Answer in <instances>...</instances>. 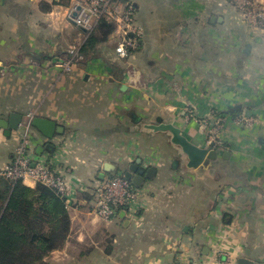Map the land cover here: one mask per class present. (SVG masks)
<instances>
[{
  "label": "crops",
  "instance_id": "crops-1",
  "mask_svg": "<svg viewBox=\"0 0 264 264\" xmlns=\"http://www.w3.org/2000/svg\"><path fill=\"white\" fill-rule=\"evenodd\" d=\"M128 1L143 30L140 47L119 58L113 26L92 60L65 73L59 62L85 36L64 21L63 1L0 0V121L31 114L63 129L48 140L32 128L33 157L70 190L69 235L45 263L216 264L220 251L229 264H264V30H245L230 0ZM213 16L221 22L210 24ZM235 106L250 125L225 115ZM216 115L224 117L218 158L197 169L166 133L144 128L160 119L207 148ZM131 119L148 132L132 134L143 135L136 143ZM20 130L6 136L0 128V167ZM137 159L155 173L135 187L136 216L119 212L111 232L95 215L92 190Z\"/></svg>",
  "mask_w": 264,
  "mask_h": 264
},
{
  "label": "built area",
  "instance_id": "built-area-1",
  "mask_svg": "<svg viewBox=\"0 0 264 264\" xmlns=\"http://www.w3.org/2000/svg\"><path fill=\"white\" fill-rule=\"evenodd\" d=\"M54 3L56 0H49ZM76 4L67 11L66 21L75 25L84 34L92 32L96 24L104 20L112 24L117 31L119 41L116 53L119 58H125L130 52L137 50L143 40V30L136 22V7L122 0H72ZM242 22L250 27L264 30L263 0H232ZM122 2V3H120ZM79 59L82 56L79 55ZM73 59L63 64V70L68 72ZM31 116V114H30ZM238 125H250L251 117L240 116L234 120ZM224 117H217L215 124L220 128ZM18 143L12 153L10 162L0 167V178L10 182L30 181L51 189L64 200L66 208L70 206V190L64 177L55 173L44 159H35L31 152L33 135L31 127L22 128ZM214 126L208 129V135H215ZM214 138V136L212 137ZM218 147V141H208V145ZM95 204V215L103 221H110L119 212L129 217H135L137 209L136 188L123 175L103 179L92 190ZM216 264H229L230 259L220 251L215 256Z\"/></svg>",
  "mask_w": 264,
  "mask_h": 264
},
{
  "label": "trees",
  "instance_id": "trees-1",
  "mask_svg": "<svg viewBox=\"0 0 264 264\" xmlns=\"http://www.w3.org/2000/svg\"><path fill=\"white\" fill-rule=\"evenodd\" d=\"M61 1L66 5L69 0ZM112 31V24L99 21L79 48L83 60ZM242 114L241 106L225 112L231 120ZM69 228L65 202L51 189L0 178V264H46L45 258L64 245Z\"/></svg>",
  "mask_w": 264,
  "mask_h": 264
},
{
  "label": "water",
  "instance_id": "water-1",
  "mask_svg": "<svg viewBox=\"0 0 264 264\" xmlns=\"http://www.w3.org/2000/svg\"><path fill=\"white\" fill-rule=\"evenodd\" d=\"M215 22H221L220 18L215 16L210 18L209 23L214 24ZM251 45L247 44L244 49V54H249ZM25 127H31L38 131L44 139H52L55 134H61L63 129L56 125L55 122L30 115L21 116L18 114H11L7 121H0V128L8 136L11 131H16ZM146 130L154 133H166L169 136L170 143L178 147L182 154L186 157L187 163L186 167L188 169H197L206 162H214L218 158L217 150L211 144L207 148H201L194 145L189 141L183 134L182 131L172 124H165L160 119L156 120V124H146L144 125ZM49 148V145H47ZM43 147H38L36 153L40 155ZM229 153L225 152L222 156L224 160H227ZM141 160L137 159L133 164L129 166L127 171L124 173L125 179L130 181L134 187H141L145 179H151L155 173L153 169L143 170L140 168ZM237 264H252L247 258H240L236 262Z\"/></svg>",
  "mask_w": 264,
  "mask_h": 264
},
{
  "label": "rangeland",
  "instance_id": "rangeland-1",
  "mask_svg": "<svg viewBox=\"0 0 264 264\" xmlns=\"http://www.w3.org/2000/svg\"><path fill=\"white\" fill-rule=\"evenodd\" d=\"M255 1V0H254ZM259 1V0H258ZM122 2L123 3H131V4H133V5H135L134 4V2L132 3V2H130V1H128V0H122ZM122 2H120V3H122ZM230 2H231V6L233 7V9H234V11H235V14H236V17H237V19H238V21L240 22V21H242V19L240 18V16H239V13H238V11H237V9H236V7H235V5H234V1H232V0H230ZM76 4V2L75 1H72V0H69L68 1V4L65 6H62V7H64V13H65V17H64V21L68 24V25H72V24H70V23H68L67 21H66V14H67V11L68 10H70L74 5ZM60 6V5H59ZM137 10V9H136ZM73 26H75V25H73ZM245 30H250V29H252V30H260V29H258V28H255V27H250V26H248V25H246L245 23H243V26H242ZM77 28V27H76ZM82 32V31H81ZM83 33V32H82ZM115 33L117 34V31L115 30ZM81 35H83V36H85L86 34H81ZM118 35V34H117ZM119 41V39L117 38V39H115L114 40V42L116 43V42H118ZM142 42H143V40H142ZM66 45V44H65ZM78 49V45H77V43L76 44H70L69 45V48H68V51H71V53H70V55L66 58V59H64V60H62V61H60L59 62V65H60V67L62 68L63 67V64L64 63H66V62H68V61H70L71 59H73L72 61V63H71V65H70V70L68 71V72H66V71H64L65 73H70L71 72V70H72V67L73 66H75V65H78L79 63H86V62H88V61H90V60H92V56L88 53L87 55H86V59H84L83 60V57H82V59H79V50H77ZM63 69V68H62ZM2 74H4V72H2ZM192 115H193V113H192ZM31 116H33V115H31ZM136 116V115H135ZM242 116V115H241ZM244 117V116H243ZM217 119V118H216ZM215 120V119H214ZM134 123V122H133ZM130 124H132V119H131V121H130ZM223 124L224 123H221L220 124V128L218 129L217 128V126H216V124H215V121H214V124L211 126V127H213L214 126V128H215V130H217L216 132H215V135H208V141L210 140V141H212V143L215 141H217V139H212V137L214 136V138H217V135H218V131L222 128V126H223ZM133 125V124H132ZM132 125H130V128L129 129H131L132 131H131V135H129L130 136V141H131V143H136V142H139V140L140 139H143V135H132V134H136L137 132H139V133H148L146 130H144L143 129V127H142V123H136L135 122V124L132 126ZM245 126H248V125H245ZM21 131H23V130H20V132ZM140 138V139H139ZM116 140V139H115ZM155 140H157V139H155ZM136 141V142H135ZM153 141V140H152ZM115 142V141H114ZM146 142L148 143L149 142V140H146ZM156 142H160V141H156ZM135 153H139L138 151H135ZM123 161V160H122ZM123 163H124V161H123ZM123 165V164H122ZM115 176H119V175H115ZM109 222V227H110V230H111V232H118V228H116V227H118V225H119V221H115V217L114 218H112L110 221H108Z\"/></svg>",
  "mask_w": 264,
  "mask_h": 264
}]
</instances>
